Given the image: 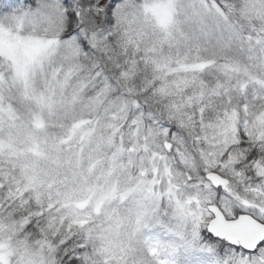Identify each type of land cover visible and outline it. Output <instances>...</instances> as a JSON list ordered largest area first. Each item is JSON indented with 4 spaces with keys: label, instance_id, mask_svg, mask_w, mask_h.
Returning a JSON list of instances; mask_svg holds the SVG:
<instances>
[{
    "label": "snow or ice",
    "instance_id": "6c2138e0",
    "mask_svg": "<svg viewBox=\"0 0 264 264\" xmlns=\"http://www.w3.org/2000/svg\"><path fill=\"white\" fill-rule=\"evenodd\" d=\"M0 264H264V0H0Z\"/></svg>",
    "mask_w": 264,
    "mask_h": 264
}]
</instances>
